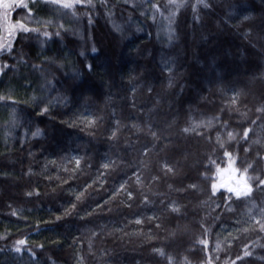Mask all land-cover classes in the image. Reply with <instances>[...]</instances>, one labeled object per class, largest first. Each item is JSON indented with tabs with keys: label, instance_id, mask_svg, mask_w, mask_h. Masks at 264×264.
<instances>
[{
	"label": "trees",
	"instance_id": "trees-1",
	"mask_svg": "<svg viewBox=\"0 0 264 264\" xmlns=\"http://www.w3.org/2000/svg\"><path fill=\"white\" fill-rule=\"evenodd\" d=\"M155 2L163 10L169 0ZM205 2L211 8L198 4L197 21V0H185L179 10L170 5L177 11L171 44L166 19L158 15L154 23L150 12L142 15L143 8L125 0H108L107 7L92 0L91 25L86 4L30 1V19L27 9H17L12 22L53 33L63 23L67 33L25 39L17 30L13 54L0 52V61L15 65L0 78V94L13 89L22 120L12 130L10 109L0 106V237H6L0 264H32L26 251L23 259L11 252L19 239L36 251L37 264H241L236 257L245 245L253 255L244 264H264V231L255 223L264 192L254 188L253 199L228 202L231 210L219 194L210 198L211 183L221 182L217 167L229 164L225 151L241 172L249 163L264 169V160L256 159L257 152L264 156L257 112L264 105V0ZM93 42L100 49L95 56ZM85 63L93 64L91 72ZM33 96L51 99L47 113ZM246 128L253 130L247 142ZM36 129L43 134L33 137ZM223 180L230 182L229 173ZM192 183L198 190L187 189ZM169 201L180 211L165 210Z\"/></svg>",
	"mask_w": 264,
	"mask_h": 264
},
{
	"label": "snow or ice",
	"instance_id": "snow-or-ice-1",
	"mask_svg": "<svg viewBox=\"0 0 264 264\" xmlns=\"http://www.w3.org/2000/svg\"><path fill=\"white\" fill-rule=\"evenodd\" d=\"M39 2L40 0H33L34 5ZM44 2L46 6L49 4H55V5H63L64 8H73L75 4H86L88 6V10L85 11L83 15L87 17L89 25L93 23L92 10H94L96 6L92 3V0H44ZM125 3L132 4V7L134 10L137 8H143L144 12L141 13L142 15L150 12L151 13L150 18L153 20L154 23L157 22L158 15L166 19L168 21L167 40L169 44L173 43V41L177 37V34L173 27L176 21V16H177L176 10H179L180 8L187 6L185 3V0H180V2H177V0H169L168 4L163 5V10H161V5L155 2V0H141V3L139 4L136 3V0H125ZM201 3L203 4V7L205 9L211 8V5L205 2V0H197V4L192 5L194 21L200 20V16L196 14V9H197V5ZM107 5H108V0H101L102 7H107ZM170 5L174 6L176 10H169ZM17 8L27 9L28 18L29 19L32 18L33 8L29 7L28 3H26L25 0H0V21L8 23L9 26L12 27L13 25L10 20V13ZM165 13H167V15H165ZM73 15L75 16L76 13L73 12ZM249 18L250 17L247 15L243 17L244 20H247ZM36 22L39 23L40 21L37 20ZM14 26L17 28V30L20 33L27 34L24 37L25 39H30L32 33H40V35H42L45 38H49V39H51L53 36L60 37L62 35V32L64 34L67 33V29L64 28L63 23H60L57 25V30L54 33L47 31V30L41 32L39 28H29L27 24L22 22V20L16 21ZM120 30L121 29L119 28V26H117V31H120ZM139 30L140 29L137 28V31ZM250 34H251V29H249L248 32L245 33V36L247 37ZM5 49L7 50L9 55L13 54L14 49H13L12 40H10L7 45L0 44V52L4 51ZM90 52L94 54V56L100 52V49L96 47L95 42H93L92 46L90 47ZM79 54L81 56H85L86 58L85 51H81ZM17 55H19L20 58L22 59L23 54H17ZM169 64H174V62L169 61L168 64H165V70L169 73L167 77L168 87H172L174 69L172 67H169ZM32 67L34 70L38 68V66L35 64H33ZM84 67L87 69L88 72H91L93 69V64L85 63ZM14 68H15L14 64L9 65L6 60L0 61V78L6 76L8 74V71L14 70ZM78 76L82 79V75L80 73H74L73 79H76ZM46 84L49 87V89H52L51 81L46 80ZM12 91L13 89L9 88L7 94H0V106L10 109V113H9L10 120L8 121V126L12 130H15L17 127L22 126V120L19 114L21 110L18 109L17 107L19 101L13 98L11 94ZM135 91H136V88H135V85H133L132 86L133 94H135ZM148 91L149 93H151L152 89L148 88ZM32 100L36 104L37 107H41L42 113H47L49 111V106L52 102L51 99L38 98L36 96H33ZM235 102H236L235 98H233L232 103H235ZM257 112L260 113V116L258 117V119L264 122V105H261L257 109ZM252 123L255 124L256 121H252ZM192 130L193 129L191 128L184 129L185 132H189ZM28 131H31V129L30 128L27 129L25 132V135L28 134ZM250 131H253V130L247 129V128L243 130V138L245 139V142H247V138L249 136ZM10 134L11 132L9 133V135ZM42 134L43 133L41 132L40 129H36L35 131L31 132V135L33 137L37 135H42ZM151 135L153 137H156L157 133L151 132ZM227 135L229 139L235 138L232 132H228ZM113 136H115V132L113 133ZM217 139L219 140V135L217 136ZM220 146L223 147V144H221ZM144 151L145 152L148 151L147 145L144 146ZM245 151L247 152L248 149H245ZM224 155L229 157V164L227 168L217 167V173L221 176V182L211 183L210 198H215L217 194H219L223 198L222 202H225L226 206L229 208V210H231L230 204L228 202L235 203L239 201L241 198L253 199L254 198L253 197L254 188L255 190L264 192V169L257 170V168L253 164L249 163L247 164L246 167L243 168V171L241 172L240 169L233 167L232 153L225 151ZM256 159L257 161L264 160V156H262L259 152H257ZM77 164H79L78 160H77ZM103 167L109 168V164H105ZM163 167L164 169H166L167 172H174V168L167 163H165ZM250 170L253 173L252 175H249ZM225 173H229L230 182H224L223 177ZM204 175L206 176L207 174L205 173ZM153 179H156V177H153ZM136 180H137V183L141 182L139 176L136 177ZM171 187L172 185H169V188ZM120 189L126 191V194L129 198L133 197L134 195L133 192L130 190H127L125 184H121ZM187 189L198 190V185L196 183L189 184L187 185ZM187 189H182V190H187ZM221 189H226L229 195L225 197L224 192L221 191ZM28 195L31 196L32 193L29 192ZM83 195L84 193H80L79 195H77L76 200L79 201ZM233 197H235V200L233 199ZM145 200L147 202V197H145ZM75 207L76 205L73 204L72 208H75ZM217 207H220V205L218 204ZM168 209H170L174 213L180 211V207L177 206L176 201H169L165 203V210H168ZM248 212L251 213L252 209L249 208ZM12 214L16 215V211H13ZM65 214L67 215L68 212L66 211ZM259 215H260L259 220H255V217H252V219H254L255 223L259 225L260 230L264 231V206L259 207ZM57 219H59V217H57ZM154 219L159 220L160 218L154 217ZM137 223L139 224L141 223V221L137 220ZM160 226H161L160 224H157V227H160ZM206 230L207 229H205V231ZM0 239H6V237H0ZM201 243H206V241H201ZM39 247L43 248V245H39ZM244 249L245 250L243 252V257L239 255H237L236 257V260H239L241 264H244V257H251L253 255V253L248 250L247 245L244 246ZM3 251H4L3 249H0V252H3ZM25 251L29 255V259L32 260V264H37V260L34 259L37 256L36 251L32 247L28 246L27 240L25 239L16 240L12 246L11 252L14 254H21L20 256L16 258L23 259L22 253H24ZM154 251L160 252V254L163 255V251L161 249H154ZM231 264H235V261H232Z\"/></svg>",
	"mask_w": 264,
	"mask_h": 264
},
{
	"label": "rangeland",
	"instance_id": "rangeland-1",
	"mask_svg": "<svg viewBox=\"0 0 264 264\" xmlns=\"http://www.w3.org/2000/svg\"><path fill=\"white\" fill-rule=\"evenodd\" d=\"M30 1L33 2V0H25L26 3L27 2H30ZM17 9H15L14 11L11 12V14H10V20H11V17L13 15L16 16V19L19 17V15H18L19 11L17 13ZM16 13H17V15H16ZM21 19H22V17H21ZM12 25L13 26L10 27L8 23L0 21V44L5 45L11 39H14L13 37L15 35H13V34H16L17 28L14 26L15 25V22H12Z\"/></svg>",
	"mask_w": 264,
	"mask_h": 264
}]
</instances>
